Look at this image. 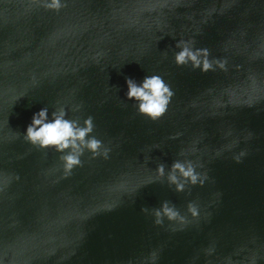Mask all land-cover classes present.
<instances>
[{"label":"water","instance_id":"1","mask_svg":"<svg viewBox=\"0 0 264 264\" xmlns=\"http://www.w3.org/2000/svg\"><path fill=\"white\" fill-rule=\"evenodd\" d=\"M190 39L225 68L177 66ZM152 73L175 93L156 121L124 97ZM60 105L93 117L108 159L65 176L22 138ZM182 150L211 177L190 192L155 171ZM163 200L201 215L157 225L141 208ZM0 264H264V0H0Z\"/></svg>","mask_w":264,"mask_h":264},{"label":"clouds","instance_id":"2","mask_svg":"<svg viewBox=\"0 0 264 264\" xmlns=\"http://www.w3.org/2000/svg\"><path fill=\"white\" fill-rule=\"evenodd\" d=\"M42 7L59 12L66 5V0H39ZM174 53V61L177 66L190 65L193 69L207 72L213 69L214 63L221 69L225 68V62L209 59L207 48H198L194 40H180ZM127 90L124 93L126 101H131L140 115L146 116L152 121L161 118L168 110L175 95L171 85L158 73L146 74L141 80L126 77ZM82 105H75L71 110L79 111ZM69 109L64 105L49 110L43 106L32 113L31 120L22 133V138L37 149L52 150L58 154L62 164L63 174L70 176L73 170L83 166L82 157L90 153L91 158H109L111 148L94 135L95 124L91 115L83 120L70 118ZM243 156V153H241ZM194 152L181 151L178 158L173 160L166 168L164 163L157 165L156 175L163 178L170 189L176 192H190L192 187L203 186L209 181L204 162L200 158H194ZM242 159L236 158L240 163ZM187 214L181 213L176 205L163 200L157 207L143 206L141 212L152 216L157 225H164L165 220L178 222L181 225L189 223L188 216L193 219L201 215L200 206L194 201H188Z\"/></svg>","mask_w":264,"mask_h":264}]
</instances>
